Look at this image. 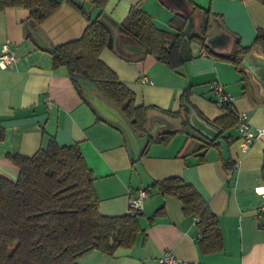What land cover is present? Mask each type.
Masks as SVG:
<instances>
[{
  "label": "crops",
  "instance_id": "0c3cea01",
  "mask_svg": "<svg viewBox=\"0 0 264 264\" xmlns=\"http://www.w3.org/2000/svg\"><path fill=\"white\" fill-rule=\"evenodd\" d=\"M58 1V9L39 26L29 20L25 7L0 11V53L6 43L15 56L10 66L0 68V172L14 174L5 155L32 156L52 139L59 146H78L93 173L100 214H127L128 199L139 189L147 191L135 243L112 254L91 250L78 258L79 264H157L166 249L189 264H264V212L255 190L264 189V95L259 86L244 72L250 88L244 94L242 73L229 61L201 55L197 45L192 46L191 59L170 69L142 52L118 28L133 7L168 32H175L170 23L178 18L185 20L184 31L189 27L190 34L198 32L209 14L208 46L227 55L237 44L252 47L257 30L264 27V4L258 0H104L97 4L72 0L82 8L89 2V11L101 9L114 46L102 49L99 59L134 93L135 105L147 107V134L156 138L173 132L166 141L149 144L147 135H136L140 155L135 159L122 128L78 95L66 67L52 65V49L80 38L90 17L67 1ZM118 48L127 54L121 55ZM212 83L232 96L230 109L246 113L251 129L260 132L245 152L237 124L227 132L234 139L228 145L229 159L236 165L233 170L224 169L215 147L201 148L200 133L183 123L182 110L178 113L185 94L187 104L204 120L212 122L224 115ZM83 90L89 102L88 91L96 90L87 83ZM168 177L192 185L208 204L219 222L221 250L200 249L194 217L185 216L181 201L155 185Z\"/></svg>",
  "mask_w": 264,
  "mask_h": 264
},
{
  "label": "trees",
  "instance_id": "16d2710c",
  "mask_svg": "<svg viewBox=\"0 0 264 264\" xmlns=\"http://www.w3.org/2000/svg\"><path fill=\"white\" fill-rule=\"evenodd\" d=\"M65 1L84 15L82 7L72 0ZM89 1L97 4L104 0ZM258 1L264 4V0ZM59 5L58 0H0V11L25 7L29 10V20L39 26ZM100 10L93 20L87 16L88 23L80 38L52 49L53 67H66L74 89L86 103L90 104L83 86L87 83L95 89L118 109L135 135L148 136V144L154 140L166 141L173 132L156 138L148 135L147 107L136 106L134 93L99 59L102 49L114 46L110 27ZM210 25V16L206 14L200 30L189 36L184 35L185 20L181 18L170 23L175 32L163 31L154 26L145 12L133 7L118 28L130 41L170 69L182 66L193 57V45L199 46L205 55L231 62L242 73L243 93L248 95L249 82L240 63L252 48L264 53V27L257 30L252 47L237 44L232 53L221 55L206 43ZM118 52L123 56L127 54L124 48H118ZM189 107L184 94L178 111L180 114L182 110L184 124L188 123ZM206 122L219 131L217 138L224 139L227 145L234 141L227 133L237 124L236 114L230 107L225 109L224 115ZM200 136L201 148L213 146L221 154L215 140ZM4 161L13 168L16 178L0 172V264H79L78 258L91 250L112 254L118 247H131L135 243L141 231L137 220L141 212L117 216L100 214L93 173L77 145L59 146L51 139L32 156L7 154ZM222 163L224 169L233 170L234 163L230 159H222ZM261 178L264 179V163ZM155 185L161 193L181 201L185 216L199 217L196 226L202 251L221 250L218 219L192 185L180 177H168Z\"/></svg>",
  "mask_w": 264,
  "mask_h": 264
},
{
  "label": "water",
  "instance_id": "95a60500",
  "mask_svg": "<svg viewBox=\"0 0 264 264\" xmlns=\"http://www.w3.org/2000/svg\"><path fill=\"white\" fill-rule=\"evenodd\" d=\"M89 2H85L83 10L90 15V19L93 20L97 17L99 9L93 11L88 10ZM189 29V27H187ZM208 45V38L206 40ZM133 51H142L134 46H127ZM145 52V51H142ZM240 69L248 73L254 82L259 86V90L264 95V55L259 54L257 49H252L241 61ZM88 99L90 104L98 111V113L105 119L118 124L124 131L130 147L134 153V158L139 157V142L136 135L131 131L125 119L122 117L118 109H116L111 103H109L104 97H102L97 91H88ZM188 123L190 127L196 132L200 133L203 137L215 140V144L219 145L221 150L222 159H229L228 145L222 138H217L219 131L213 126L209 125L204 119L200 118L196 111L192 108H188ZM2 172L8 176L16 178V175L9 171L3 170Z\"/></svg>",
  "mask_w": 264,
  "mask_h": 264
},
{
  "label": "built area",
  "instance_id": "2783aa9c",
  "mask_svg": "<svg viewBox=\"0 0 264 264\" xmlns=\"http://www.w3.org/2000/svg\"><path fill=\"white\" fill-rule=\"evenodd\" d=\"M190 29L186 28L184 31L185 36L190 35ZM201 55H205L203 51H200ZM15 61V56L12 52L8 51L6 43L2 45V50L0 53V68H6L10 66ZM212 91L218 95V104L225 110L231 105L232 96L224 91V89L217 83L210 84ZM47 106H50V102L47 101ZM237 131H238V140L240 142L241 150L243 152L252 145L254 140L259 135V130H252L247 119V115L244 112L237 113ZM236 167V165H234ZM259 189V190H258ZM257 194L261 198L260 211L264 212V189L256 188ZM147 197V191L145 189L137 190L129 199H128V213L129 215H134L135 212L141 211L142 204L144 199ZM199 217H194V222H198ZM157 264H189L186 261L177 259L173 252L169 249H166L162 252L161 256L157 260Z\"/></svg>",
  "mask_w": 264,
  "mask_h": 264
}]
</instances>
